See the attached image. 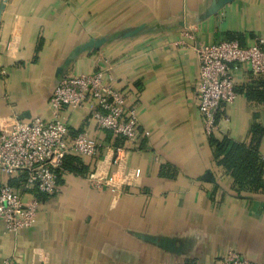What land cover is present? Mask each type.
<instances>
[{
	"label": "crops",
	"instance_id": "0c3cea01",
	"mask_svg": "<svg viewBox=\"0 0 264 264\" xmlns=\"http://www.w3.org/2000/svg\"><path fill=\"white\" fill-rule=\"evenodd\" d=\"M215 2L0 0V123L49 117L61 78L110 66L142 129L123 139L76 110L74 133L121 147L119 166L115 151L101 150L103 167L119 169L121 187L94 188L86 176L96 158L72 155L88 173L63 167L57 193H24L42 202L31 227L8 232L0 221V264L8 257L15 264H219L231 249L264 263V182L239 192L219 163L198 105L194 49L264 36V0H232L214 11ZM255 79L248 65L236 68L237 96L219 111L217 135L249 143L252 126H264V103L242 90ZM260 151L264 157V135Z\"/></svg>",
	"mask_w": 264,
	"mask_h": 264
},
{
	"label": "built area",
	"instance_id": "2783aa9c",
	"mask_svg": "<svg viewBox=\"0 0 264 264\" xmlns=\"http://www.w3.org/2000/svg\"><path fill=\"white\" fill-rule=\"evenodd\" d=\"M194 49L200 60L198 105L205 131L211 134L218 129L219 111L237 96L236 68L245 64L254 76L264 74V36L247 45L238 40L196 42ZM130 100L129 94L117 86L112 67L105 66L61 78L49 98V117L35 116L31 121L14 118L0 123V169L6 175L0 184V221L8 232H19L35 223L42 202L37 197L25 198V192L37 190L53 195L60 190L59 178L67 154L96 158V168L86 176L94 188L115 191L121 187L116 176L119 169L108 171L101 158L102 148L115 151L113 163L119 166L121 147L114 149L100 135L87 130L74 135L71 125L76 110L85 109L100 130L109 129L135 140L142 129L138 109ZM143 133L150 135L149 130ZM24 174L16 187L10 183L11 178ZM1 264L15 262L8 257ZM219 264L264 263L231 249Z\"/></svg>",
	"mask_w": 264,
	"mask_h": 264
},
{
	"label": "trees",
	"instance_id": "16d2710c",
	"mask_svg": "<svg viewBox=\"0 0 264 264\" xmlns=\"http://www.w3.org/2000/svg\"><path fill=\"white\" fill-rule=\"evenodd\" d=\"M230 40H238L242 45H245L244 40L239 37ZM262 76L264 74L254 76L255 82L244 85L242 90L246 92L249 99L264 103V78ZM72 133L77 134L73 131ZM252 133L253 136L249 143L234 141L226 134H221V136L217 135L216 132L209 134L210 144L214 148L219 163L231 174L234 179V187L239 192H257L263 187L264 157L261 154L260 146L264 135V126L259 123L254 124ZM117 137L125 139L120 135ZM72 155H66L63 167L71 171H87L86 173H88L85 166L84 168L76 166L77 163L75 164V162L79 161V158ZM25 176L24 174L20 178ZM12 185L15 186L16 184Z\"/></svg>",
	"mask_w": 264,
	"mask_h": 264
},
{
	"label": "water",
	"instance_id": "95a60500",
	"mask_svg": "<svg viewBox=\"0 0 264 264\" xmlns=\"http://www.w3.org/2000/svg\"><path fill=\"white\" fill-rule=\"evenodd\" d=\"M232 0H218V2H215L214 4V11L218 10L220 7H222L223 5H225L226 3L230 2Z\"/></svg>",
	"mask_w": 264,
	"mask_h": 264
}]
</instances>
